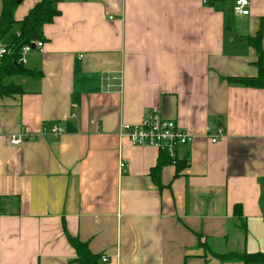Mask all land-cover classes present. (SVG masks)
I'll list each match as a JSON object with an SVG mask.
<instances>
[{
	"label": "crops",
	"instance_id": "1",
	"mask_svg": "<svg viewBox=\"0 0 264 264\" xmlns=\"http://www.w3.org/2000/svg\"><path fill=\"white\" fill-rule=\"evenodd\" d=\"M235 2L56 0L29 55L43 75L0 96V264H78L68 235L104 264L264 254V89L228 81L259 75L249 40L261 31L264 53V0L249 15ZM153 112L194 136L159 174L167 151L122 129Z\"/></svg>",
	"mask_w": 264,
	"mask_h": 264
},
{
	"label": "trees",
	"instance_id": "2",
	"mask_svg": "<svg viewBox=\"0 0 264 264\" xmlns=\"http://www.w3.org/2000/svg\"><path fill=\"white\" fill-rule=\"evenodd\" d=\"M0 43L9 46L11 53L6 55L0 62V96H15L25 92L22 84L23 78L40 80L43 72L38 68H31L29 64L18 63L21 51L25 45H33L38 41H44V27L54 21L60 14L56 6V0H41L37 3L23 20L15 19V10L22 0H0ZM18 25L19 30L14 31ZM250 43L259 54L257 77H238L228 78L233 84L264 89V53L262 49V32L260 31L255 38H251ZM174 160L167 152H162L159 164L155 167L154 173L159 174L164 164L173 163ZM180 168L181 162L176 161ZM159 182V179H157ZM239 206L236 207L237 215L241 216ZM69 242L77 252L76 261L78 264H104L102 258L93 253L88 244L82 242L77 237L68 235ZM222 259H239L246 264L264 263L263 253H229L220 255Z\"/></svg>",
	"mask_w": 264,
	"mask_h": 264
},
{
	"label": "built area",
	"instance_id": "3",
	"mask_svg": "<svg viewBox=\"0 0 264 264\" xmlns=\"http://www.w3.org/2000/svg\"><path fill=\"white\" fill-rule=\"evenodd\" d=\"M215 0H202L204 4H208ZM250 0H236L234 11L237 15H249ZM35 49L32 45H25L21 51L18 63L28 64L29 55L34 51L41 52L44 46L43 41L36 42ZM11 53L9 46L0 43V62L4 57ZM123 135H125L133 144L141 146H153L167 151L171 158H176V149L180 145L189 144L193 141V135L178 127L174 120L166 119L158 112H153L146 116L141 123L136 125L125 124L122 127ZM48 130L45 128V131ZM55 136L61 133V128L56 126L53 130ZM222 129L218 130V134L212 138L216 142ZM25 141L22 135H11L9 143L13 146H20ZM108 261L107 256H102V262Z\"/></svg>",
	"mask_w": 264,
	"mask_h": 264
},
{
	"label": "water",
	"instance_id": "4",
	"mask_svg": "<svg viewBox=\"0 0 264 264\" xmlns=\"http://www.w3.org/2000/svg\"><path fill=\"white\" fill-rule=\"evenodd\" d=\"M32 48L35 49V45L34 44L32 45Z\"/></svg>",
	"mask_w": 264,
	"mask_h": 264
},
{
	"label": "rangeland",
	"instance_id": "5",
	"mask_svg": "<svg viewBox=\"0 0 264 264\" xmlns=\"http://www.w3.org/2000/svg\"><path fill=\"white\" fill-rule=\"evenodd\" d=\"M14 31H15V27H14Z\"/></svg>",
	"mask_w": 264,
	"mask_h": 264
}]
</instances>
